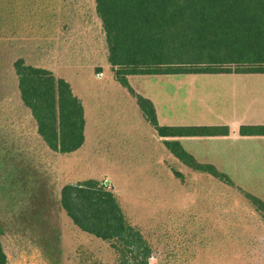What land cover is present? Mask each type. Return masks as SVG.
I'll return each instance as SVG.
<instances>
[{"label": "rangeland", "instance_id": "1", "mask_svg": "<svg viewBox=\"0 0 264 264\" xmlns=\"http://www.w3.org/2000/svg\"><path fill=\"white\" fill-rule=\"evenodd\" d=\"M18 12L16 37L10 24L0 35V146L11 155L4 175L15 183L0 195V240L8 264H264V212L246 197L264 203V171L242 170L241 157L229 164L227 150L238 145L227 148L225 141L207 148L231 184L162 155L134 100L113 78L93 0H24ZM201 38L194 48L180 43L184 59L219 41L234 60L245 44L230 33ZM17 57L52 71L80 100L85 142L76 155L51 152L37 135L10 69ZM225 75L130 76L128 82L156 104L161 124L174 125L193 123L195 87L224 81ZM185 143L194 152L193 141ZM205 145L196 150L202 153ZM77 179L108 183L141 238L132 252L73 226L58 199L61 185Z\"/></svg>", "mask_w": 264, "mask_h": 264}, {"label": "trees", "instance_id": "2", "mask_svg": "<svg viewBox=\"0 0 264 264\" xmlns=\"http://www.w3.org/2000/svg\"><path fill=\"white\" fill-rule=\"evenodd\" d=\"M93 1L105 37L107 63L113 78L134 100L156 136L163 139L226 136L227 127L159 126L152 103L130 87L128 78L264 74V0ZM23 6L24 0H0V35L4 27L10 24L11 36L16 37L13 20ZM28 13L32 18L30 9ZM25 15L28 18L27 11ZM223 33H230L245 42L243 45L240 43L234 52V60L226 58L228 47L219 41L214 45L206 42L208 47L198 48L195 58L184 59L181 44L184 46L186 42L192 48L193 41L198 43L206 39L201 36L218 37ZM225 65L239 68L225 69ZM10 69L17 81L19 100L29 111L36 125V133L44 145L59 156L68 157L77 152L84 144L85 118L82 104L72 93L70 85L52 71L28 64L22 57L13 59ZM240 134L264 136V127H242ZM163 145L191 171L206 173L231 184L227 176L213 167L195 162L177 141H164ZM8 152L0 146L2 196L10 181L11 187L15 184L3 172L6 164L10 163L8 159L11 155ZM8 172L11 174L10 170ZM246 197L264 212V203L250 195ZM58 204L73 226L84 234L102 242L122 243L129 252H132L129 248L134 246L137 239L141 241L139 234L127 224L107 182L77 179L61 185ZM4 231L0 229V236L5 235ZM48 246L47 250L52 251L53 247ZM0 264H8L1 240Z\"/></svg>", "mask_w": 264, "mask_h": 264}, {"label": "crops", "instance_id": "3", "mask_svg": "<svg viewBox=\"0 0 264 264\" xmlns=\"http://www.w3.org/2000/svg\"><path fill=\"white\" fill-rule=\"evenodd\" d=\"M194 98V117L190 120L193 123L179 122L174 125L161 124L159 122L158 113L155 110L156 104L153 102L152 105L155 110L158 125L166 127H227V135L176 139L158 138L155 131L143 118L151 128L152 141L160 145L162 155L172 157L177 163H180L163 145L164 141H177L183 150L192 156L195 162L201 165L211 166L214 169H223L222 167L216 166L218 162L212 157L213 153L208 151L207 144L225 141L227 142V148L228 145L234 143L238 145L235 149L227 150V162L229 164L230 160L234 162V157H241L243 164L241 167L242 170L264 171V136H242L240 134L242 127H264V74L232 73L226 74L224 81L202 82L198 87H195ZM147 100L151 102L149 98ZM186 120L188 119H180L183 122ZM189 140H192L195 145L194 152H191L185 143ZM205 143L203 152L199 153L196 147L198 144ZM81 148L69 156L76 155ZM159 160H161V163L162 159L159 158ZM182 166L189 169L184 165Z\"/></svg>", "mask_w": 264, "mask_h": 264}, {"label": "water", "instance_id": "4", "mask_svg": "<svg viewBox=\"0 0 264 264\" xmlns=\"http://www.w3.org/2000/svg\"><path fill=\"white\" fill-rule=\"evenodd\" d=\"M96 72L97 73L101 72V69L100 68H96Z\"/></svg>", "mask_w": 264, "mask_h": 264}]
</instances>
